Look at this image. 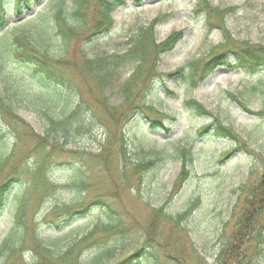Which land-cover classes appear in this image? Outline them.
I'll return each instance as SVG.
<instances>
[{"label": "rangeland", "instance_id": "374dc122", "mask_svg": "<svg viewBox=\"0 0 264 264\" xmlns=\"http://www.w3.org/2000/svg\"><path fill=\"white\" fill-rule=\"evenodd\" d=\"M153 1L124 0L98 32L100 0L85 4L83 23L70 0H3L0 249L4 240L21 249L8 264L34 262V235L58 254L94 230L78 262L110 246L101 264H264V209L247 200L264 171V68L219 65L191 78L194 64L232 43L264 48V0ZM59 25L73 26L65 39ZM179 31L172 51L152 50ZM190 100L210 115L192 112ZM37 109L62 111L68 142L46 134ZM215 120L234 137L201 132ZM181 149L192 161L178 185ZM235 223L251 227V241L241 258L220 259Z\"/></svg>", "mask_w": 264, "mask_h": 264}, {"label": "trees", "instance_id": "16d2710c", "mask_svg": "<svg viewBox=\"0 0 264 264\" xmlns=\"http://www.w3.org/2000/svg\"><path fill=\"white\" fill-rule=\"evenodd\" d=\"M0 27L3 28L5 25V8L3 5V0H0ZM37 2L41 0H36ZM72 5H70V15L73 19H76L77 23H80L85 18V10L87 8L85 7L86 3H89L90 0H70ZM124 0H114L112 2H105V0H100V3H103V5H99L97 10V16L102 20L97 27V31H108L113 23V20L111 19L110 12L116 8L120 3H122ZM63 2H59L57 5H61ZM31 3L29 1H26V7H29ZM22 14L20 7H17L16 15L20 16ZM63 15V8L62 6L58 7L57 14L55 15L56 18L62 17ZM208 21L210 19L208 18ZM83 23V22H82ZM62 26L59 25L58 34L61 35L63 39H65L66 35L69 31V29L73 26H68L67 29L61 28ZM181 32H176L168 36L163 42L156 44L155 40L152 41L151 47L152 50L160 51V53L163 52H170L174 49L176 46V43L178 42L181 34ZM233 54L235 58V64L230 65L229 61V55ZM36 58V57H35ZM36 61V60H35ZM36 64L40 68H46L41 61H36ZM219 65H226L230 67L231 69H241L243 71L249 72V73H255L260 68H264V48H259L257 46H249L247 43L240 44V43H232L231 48H227L222 50L221 52H217L214 55H212L210 58L205 60L203 63L194 64L192 66L191 72V78H193L197 71L199 70L201 72L200 80L204 79L207 75H209L215 67ZM183 69L180 68L175 72V74H180V76H183ZM196 82V81H195ZM194 80H192V85L194 86L196 83ZM102 84V80H100V83ZM229 96L238 104L242 105L244 109L247 110L245 105L242 103V101L233 93H229ZM188 109H190L192 112L198 114V115H207L210 114L209 111H207L201 104L195 102L194 100H190L189 103H187ZM113 109H110V112ZM37 111L42 112L43 117L47 120L46 124V134L54 136L56 139L62 138L66 142H68V132L70 133L69 129L67 128L65 124V117L62 115L61 112H55V109L49 110L50 112H46L43 109H37ZM248 111V110H247ZM143 112V111H142ZM64 114V113H63ZM134 113V115H136ZM19 119V118H17ZM155 123L152 122V126H154ZM210 129H213V134L217 137H234L233 131L226 128L221 124V122L215 120L213 123H210L203 127V132H206ZM45 133V132H44ZM44 139V138H43ZM58 140V139H57ZM46 141V139H44ZM182 152V169L178 176L177 184L179 185L183 181L187 179L188 176V169L187 165L191 163L192 156L190 154V151L188 149H181ZM4 155L0 153V164L2 162ZM40 169V168H39ZM40 173V171H39ZM74 187V186H72ZM79 188V187H78ZM2 192H0L1 194ZM247 200L249 203H256L259 210L262 208L264 209V171L261 174L259 180L254 184V188L249 190L247 195ZM71 210V215L78 214L86 209V205ZM22 207L20 209L19 217H21ZM189 213V210L186 211L185 214H178L177 218L181 220L184 216H186ZM255 220V217H254ZM114 224V223H113ZM121 222L118 219V224L112 225V226H106L104 227V230L109 233L111 230L119 227ZM238 224V223H237ZM237 224H234V227L228 237L227 244L223 247L220 253V259L224 256V258H228L230 255H237L238 258H241L244 254V248L247 247V244L251 241V233L252 229L248 225H242V227H237ZM116 229V230H117ZM98 230V229H97ZM97 231H91L87 233L86 235H82L79 238L72 239V243L69 244L64 251H61L60 253L56 254L49 245L45 244V242L40 239L37 235H34L36 239V244L34 245V248L32 249V254L34 255L33 263L29 262V264H101V261L103 258L110 254L112 252L110 246H104L98 251H96L94 254L89 255L85 259L84 262H78L77 255L80 254V251H82L80 248L81 244L87 243L90 244V242L94 241V236L96 235ZM75 237V236H74ZM73 237V238H74ZM70 241V242H71ZM16 244H9L7 240H4L2 243V248L0 249V255H1V264H8L9 258L8 254L10 252L15 253L16 251L20 252V250L16 249ZM144 249H140L139 251H142ZM12 253V254H13ZM5 254V255H4ZM152 254V251H151ZM138 254H135L137 256ZM176 258V257H174ZM223 258V259H224ZM124 262V263H123ZM122 264H128L131 262L130 259L123 261ZM176 264H183L180 262L179 259H175L174 261ZM28 263V262H27ZM117 264V263H115ZM121 264V263H120ZM132 264V262H131ZM144 264H151L148 262H144ZM222 264V262H221ZM225 264H235V260H229Z\"/></svg>", "mask_w": 264, "mask_h": 264}]
</instances>
